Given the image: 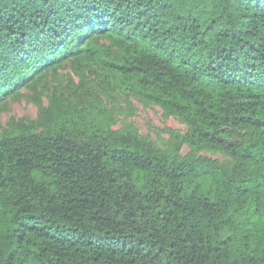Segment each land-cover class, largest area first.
<instances>
[{
  "label": "trees",
  "instance_id": "obj_1",
  "mask_svg": "<svg viewBox=\"0 0 264 264\" xmlns=\"http://www.w3.org/2000/svg\"><path fill=\"white\" fill-rule=\"evenodd\" d=\"M67 66L186 131L159 148L71 93L42 106ZM23 89L39 115L0 127V264H264V0H0V113Z\"/></svg>",
  "mask_w": 264,
  "mask_h": 264
},
{
  "label": "rangeland",
  "instance_id": "obj_2",
  "mask_svg": "<svg viewBox=\"0 0 264 264\" xmlns=\"http://www.w3.org/2000/svg\"><path fill=\"white\" fill-rule=\"evenodd\" d=\"M46 86L48 92L41 95L42 106L47 105L48 97L54 89L65 94L71 93L74 105L79 108L84 105L92 110L97 104L104 106L112 117L113 130H135L138 135L146 137L159 148L168 147L171 134L186 131L182 122L175 117L165 116L158 106L142 102L130 92L117 88L108 74L96 66L92 70H85L81 75L67 66L56 75L48 77ZM40 89L38 86L36 92ZM36 92L23 89L22 95L16 100L8 101L4 111L0 113V127H4L10 118L35 120L39 115V107L31 98L36 96ZM187 152L189 149L183 146L181 153ZM200 154L221 162L226 159L220 154L207 151Z\"/></svg>",
  "mask_w": 264,
  "mask_h": 264
}]
</instances>
